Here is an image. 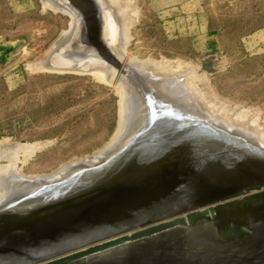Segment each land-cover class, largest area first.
I'll list each match as a JSON object with an SVG mask.
<instances>
[{"label": "rangeland", "instance_id": "1", "mask_svg": "<svg viewBox=\"0 0 264 264\" xmlns=\"http://www.w3.org/2000/svg\"><path fill=\"white\" fill-rule=\"evenodd\" d=\"M58 1L0 0V225L105 184L65 202L20 200L37 178L119 151L152 114V97L189 116L196 98L226 121H247L251 140L264 138V0H77L81 11ZM92 17L105 25L106 59L65 50Z\"/></svg>", "mask_w": 264, "mask_h": 264}, {"label": "bare ground", "instance_id": "2", "mask_svg": "<svg viewBox=\"0 0 264 264\" xmlns=\"http://www.w3.org/2000/svg\"><path fill=\"white\" fill-rule=\"evenodd\" d=\"M82 23L65 50L70 47L72 54L108 58L103 55L109 53L102 32L105 25L99 27L94 17ZM152 98V114L119 151L104 159L85 156L47 177L54 180L43 183L37 178L34 188L26 189L20 200L42 206L62 196L67 201L71 194L93 189L107 176L91 196L87 192L75 197V203H59L0 225V264H45L54 256L120 234H125L122 241L99 245L61 264H264V138L256 135L258 140H251L247 133L255 129L247 121L244 126L233 118L226 121L196 98L191 101L200 108H194L192 116L174 107L168 110L172 106L165 109L155 104L160 97ZM122 134L119 130L111 149ZM206 206L207 210L193 215L196 218L187 216ZM178 215L184 216V222L174 218ZM157 222L161 225L148 229Z\"/></svg>", "mask_w": 264, "mask_h": 264}, {"label": "water", "instance_id": "3", "mask_svg": "<svg viewBox=\"0 0 264 264\" xmlns=\"http://www.w3.org/2000/svg\"><path fill=\"white\" fill-rule=\"evenodd\" d=\"M87 6H88V8L90 7L89 4H88ZM90 8H91V7H90ZM82 25H83V24H82ZM97 47H98V46H97ZM99 52H101V51L99 50ZM60 55H61V54H60ZM62 57H63V56H62ZM62 57H61V58H62ZM63 58H64V57H63ZM49 63H50V62H49ZM51 63H55V62L52 61ZM51 63H50V64H51ZM262 185H264V183H263ZM222 197H225V196H221V197H219V198H222ZM216 200H217V198H215V199H213V200H211V201H216ZM205 210H207V206H206V207H203V208H201V209L192 210V211H190V212L187 213V216H188V217H191V216H192V218H196L197 216L193 217L194 214H196L197 212L205 211ZM198 216H199V215H198ZM174 218H178V220L181 221V220H183L184 216H183V215H178V216H176V217H174ZM172 219H173V218H170V219L165 220V221H172ZM181 222H184V221H181ZM159 225H161V222H160V223L157 222V223L151 224V225L149 226L148 229H150V228H154L155 226H159ZM163 226H166V225H163ZM163 226H161V227H163ZM161 227H159V228H161ZM156 229H157V228H156ZM153 230H154V229H153ZM132 232H133V231H131V233H132ZM124 235H125V234H120V235H117V236L111 237V238H109V239H105V240H103V241H101V242H98V243H95V244H91V245L85 246V247H83V248H81V249H77V250H74V251H71V252H68V253H64V254H61V255H59V256H54L53 258H50V259L44 261L43 263H45V264H61V263L67 262V261L72 260V259H74V258H77V257H79V256H81V255H83V254H87V252L90 253V252H93V251L97 250V249H93V248L98 247L99 245H104L103 247H105V246H109L110 244H114L115 242H120V241L123 240L122 238L124 237ZM120 239H121V240H120ZM115 240H118V241H115ZM114 241H115V242H114ZM106 244H107V245H106ZM89 249H91V250L88 251ZM84 251H86V252H84ZM79 252H83V253H79Z\"/></svg>", "mask_w": 264, "mask_h": 264}]
</instances>
